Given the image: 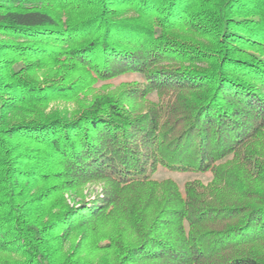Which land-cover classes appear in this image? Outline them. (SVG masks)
Returning a JSON list of instances; mask_svg holds the SVG:
<instances>
[{"label": "trees", "instance_id": "obj_1", "mask_svg": "<svg viewBox=\"0 0 264 264\" xmlns=\"http://www.w3.org/2000/svg\"><path fill=\"white\" fill-rule=\"evenodd\" d=\"M0 264H264V0H0Z\"/></svg>", "mask_w": 264, "mask_h": 264}, {"label": "rangeland", "instance_id": "obj_2", "mask_svg": "<svg viewBox=\"0 0 264 264\" xmlns=\"http://www.w3.org/2000/svg\"><path fill=\"white\" fill-rule=\"evenodd\" d=\"M133 81H144V77L138 73H129L125 74L123 76H120L114 80L107 81V82H100L98 83L94 88L95 94H104L108 91H114L117 88L120 87L123 83L133 82ZM151 98L155 99V96L153 95ZM77 103L75 102H66V101H55L50 104V106L47 109V113L58 111L61 113H72L77 109ZM154 178L158 181L166 180V179H172L174 180L179 187L183 190L185 184L192 180H201L204 183H207L211 180L210 175L205 174H171L167 173L164 170H160L158 173L154 175ZM101 193V186L97 184H87L85 187V195L87 194L88 197H91V199H94L95 194Z\"/></svg>", "mask_w": 264, "mask_h": 264}]
</instances>
